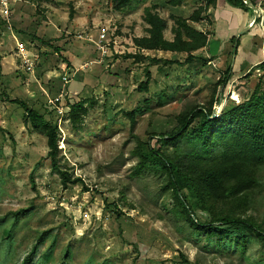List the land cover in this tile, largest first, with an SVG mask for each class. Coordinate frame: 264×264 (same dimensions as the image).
<instances>
[{"label":"rangeland","instance_id":"374dc122","mask_svg":"<svg viewBox=\"0 0 264 264\" xmlns=\"http://www.w3.org/2000/svg\"><path fill=\"white\" fill-rule=\"evenodd\" d=\"M170 1L142 0L134 11L118 12L112 0H9L11 16L6 21L0 14V217L29 212L0 264H21L42 232L47 235L35 264H264L253 235L244 256L233 245L217 246L172 214L156 176H133L137 139L172 131L176 117L194 106L213 101L215 113L224 100L228 109L249 98L264 77V66L241 78L231 66L226 88L215 86L231 61L241 64L243 48L233 59L231 44L220 61L213 40L209 54L194 53L204 60L189 64L186 54L135 46L134 39L146 34L144 8L157 7L168 24L164 36L172 40L170 16L188 18L205 6V0H181L178 7ZM262 10L258 27L264 25V5ZM192 27L210 32L205 21ZM102 31L109 43L105 56L95 45ZM17 45L24 46L23 55L17 56ZM147 80V91L139 90ZM15 100L56 124L61 164L82 184L60 186L46 159L44 134L26 123ZM80 101L87 102L88 113L73 128L68 107ZM258 203L250 214L261 220L264 199ZM10 221L0 228V241Z\"/></svg>","mask_w":264,"mask_h":264},{"label":"trees","instance_id":"16d2710c","mask_svg":"<svg viewBox=\"0 0 264 264\" xmlns=\"http://www.w3.org/2000/svg\"><path fill=\"white\" fill-rule=\"evenodd\" d=\"M141 1L112 0V4L115 11L132 12ZM216 1L205 0L204 8L196 10L188 18L170 16L173 22L170 30L172 40L164 36L168 24L157 13V7L144 8L142 20L146 25V34L134 39L135 46L147 51L186 54L185 63L188 64L196 59L203 61L202 57L194 53L207 46L211 32L198 31L192 25L205 21L208 26H212L209 17L204 19L202 15L214 8ZM225 2L233 8L247 10L243 0ZM170 3L178 7L181 0H171ZM45 45L61 57L60 49L49 43ZM236 47L237 44H233V48ZM263 66L264 61L258 65L259 68ZM231 78L232 69L229 65L215 86L224 90ZM148 85L149 80L141 84L139 90L147 91ZM13 102L24 112L26 123L33 130L44 134L46 159L51 173L58 176L60 186L67 189L82 184L81 179L74 178L61 164L60 137L56 124L29 108L26 103ZM213 104L211 101L208 106H194L180 113L176 117L175 128L170 132L151 135L147 141L137 139L133 154L139 162L134 167L133 176L145 173L156 176L161 181V191L172 202V214L183 219L193 233L205 234L206 239L210 242L215 240L217 246L233 245L241 256L249 249L247 241L248 234H251L258 241L263 257L264 217L259 220L250 212L256 213L259 200L264 199V77L259 80L249 98L228 109H223L225 101L222 100L218 117L210 119ZM68 108V121L73 128H78L88 113L87 102L80 101ZM130 119L133 128L134 113H131ZM153 139L156 140L154 145ZM28 212L20 210L0 217V228L7 220H11L6 238L0 241V254L4 261L10 256L15 228L27 217ZM46 235L40 233L32 251L21 264H35L33 258ZM184 262L191 264L187 260Z\"/></svg>","mask_w":264,"mask_h":264},{"label":"crops","instance_id":"0c3cea01","mask_svg":"<svg viewBox=\"0 0 264 264\" xmlns=\"http://www.w3.org/2000/svg\"><path fill=\"white\" fill-rule=\"evenodd\" d=\"M243 2L247 8L245 11L229 6L225 0H217L215 7L209 9L208 12L211 14L209 19L212 26L207 24L206 26L211 34L207 46L202 50L209 54L208 46L214 40L213 42H216L218 47L215 54L219 57L217 60L221 61V57L226 58L223 54L228 50L230 44L232 46L237 44L236 49H234V56L232 55L233 59L237 57L238 49L243 48L245 53L241 51V64L236 66V62H234L235 65L232 61L230 62L237 78L245 76L264 61V52L260 48L264 46V25L258 27L256 22L258 14L263 13L264 0H243ZM232 39H234V43ZM250 49L251 52H254V55L249 52ZM247 60L251 65L245 69L244 66L248 63Z\"/></svg>","mask_w":264,"mask_h":264},{"label":"built area","instance_id":"2783aa9c","mask_svg":"<svg viewBox=\"0 0 264 264\" xmlns=\"http://www.w3.org/2000/svg\"><path fill=\"white\" fill-rule=\"evenodd\" d=\"M9 0H0V14L1 18L4 20H8V18L11 16L10 7H9ZM95 45L97 47V50L101 54V56H105L109 52V43L106 39V34L104 31L101 32L99 35L97 41L95 42ZM25 49L23 45H17L16 54L17 56L23 55L25 53Z\"/></svg>","mask_w":264,"mask_h":264},{"label":"water","instance_id":"95a60500","mask_svg":"<svg viewBox=\"0 0 264 264\" xmlns=\"http://www.w3.org/2000/svg\"><path fill=\"white\" fill-rule=\"evenodd\" d=\"M218 117V114H215L213 113L212 117L210 119H214V118H217Z\"/></svg>","mask_w":264,"mask_h":264},{"label":"bare ground","instance_id":"6f19581e","mask_svg":"<svg viewBox=\"0 0 264 264\" xmlns=\"http://www.w3.org/2000/svg\"><path fill=\"white\" fill-rule=\"evenodd\" d=\"M218 111H219V105H218V108L215 110V113H218Z\"/></svg>","mask_w":264,"mask_h":264}]
</instances>
